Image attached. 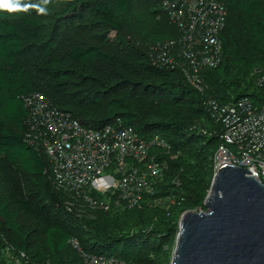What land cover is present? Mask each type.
I'll use <instances>...</instances> for the list:
<instances>
[{
	"label": "trees",
	"instance_id": "1",
	"mask_svg": "<svg viewBox=\"0 0 264 264\" xmlns=\"http://www.w3.org/2000/svg\"><path fill=\"white\" fill-rule=\"evenodd\" d=\"M164 1L0 0V264H85L74 239L124 264H171L181 217L206 211L222 143L213 103L264 104V0H226L223 61L200 71L203 91L186 59L153 64L156 46L180 36ZM34 93L85 126L120 120L164 139L155 192L130 211L69 212L49 159L25 140Z\"/></svg>",
	"mask_w": 264,
	"mask_h": 264
},
{
	"label": "built area",
	"instance_id": "2",
	"mask_svg": "<svg viewBox=\"0 0 264 264\" xmlns=\"http://www.w3.org/2000/svg\"><path fill=\"white\" fill-rule=\"evenodd\" d=\"M164 10L180 36L156 46L159 55L153 64L173 67L177 57L186 59L193 71L190 83L203 91L200 71L217 68L223 61L226 0H165ZM257 86L264 91V75ZM24 103L29 112L26 143L49 159L51 181L70 197L69 212L91 217L98 211L133 210L169 171L164 155L169 156L172 147L158 135L144 139L120 120L100 129L85 126L38 93L25 97ZM213 105L222 126L215 173L222 166H235L264 182V104L242 99ZM71 244L85 264H124L113 256L83 251L75 239Z\"/></svg>",
	"mask_w": 264,
	"mask_h": 264
},
{
	"label": "water",
	"instance_id": "3",
	"mask_svg": "<svg viewBox=\"0 0 264 264\" xmlns=\"http://www.w3.org/2000/svg\"><path fill=\"white\" fill-rule=\"evenodd\" d=\"M186 212L171 264H264V182L222 166L205 201Z\"/></svg>",
	"mask_w": 264,
	"mask_h": 264
},
{
	"label": "snow or ice",
	"instance_id": "4",
	"mask_svg": "<svg viewBox=\"0 0 264 264\" xmlns=\"http://www.w3.org/2000/svg\"><path fill=\"white\" fill-rule=\"evenodd\" d=\"M5 7H8V5L5 3V5H4Z\"/></svg>",
	"mask_w": 264,
	"mask_h": 264
},
{
	"label": "rangeland",
	"instance_id": "5",
	"mask_svg": "<svg viewBox=\"0 0 264 264\" xmlns=\"http://www.w3.org/2000/svg\"><path fill=\"white\" fill-rule=\"evenodd\" d=\"M175 246H176V244H175ZM174 250H175V248H174Z\"/></svg>",
	"mask_w": 264,
	"mask_h": 264
}]
</instances>
